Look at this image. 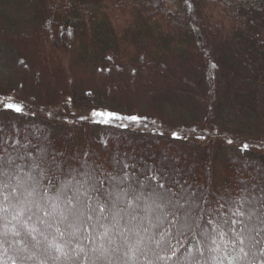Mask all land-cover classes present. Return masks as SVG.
Segmentation results:
<instances>
[{"label": "trees", "instance_id": "trees-1", "mask_svg": "<svg viewBox=\"0 0 264 264\" xmlns=\"http://www.w3.org/2000/svg\"><path fill=\"white\" fill-rule=\"evenodd\" d=\"M0 9V33L5 34L0 51L4 59L20 53L22 64L12 68L23 71L13 73L21 76L18 82L10 66L7 76L0 74V172H14L11 183H28L32 160L47 158L41 139H50L58 144L53 156L64 166L47 193L64 196L61 208L69 199L75 206L77 198L94 207L97 195L114 199L109 194L115 192L122 196L118 208L136 218L140 199L153 205L164 196L162 230L150 222L161 254L157 264H264L259 210L264 204V0H0ZM0 66L6 67L2 61ZM41 69L53 76L57 70L50 97L25 91L37 81L30 76ZM38 81L36 90L43 76ZM127 94L139 98L134 107L124 101ZM118 95L120 100L113 99ZM6 103L21 111L5 108ZM62 109L65 115L57 116ZM118 145L131 147L140 161L133 155L129 160L125 149H112ZM218 151L232 154L221 163L225 180L220 188L212 180V167L196 170ZM151 158L152 166L146 163ZM85 172L104 180L102 193L73 185L85 180ZM42 183L47 186V180ZM224 189L231 193L221 195ZM192 205L194 221L180 230L182 212ZM238 205L243 215L235 216ZM28 215L19 219L36 241L40 226ZM120 218L92 219L71 243L55 229L40 236L59 245L60 255L71 254L69 264H104L91 254V239L101 232V223L106 227L111 220L123 236ZM203 223L207 234L200 231ZM142 227L146 230L149 223ZM110 229L108 241L118 236ZM1 247L0 264H48ZM28 247L23 245L28 256L39 251ZM124 249L120 246L118 254Z\"/></svg>", "mask_w": 264, "mask_h": 264}, {"label": "rangeland", "instance_id": "rangeland-1", "mask_svg": "<svg viewBox=\"0 0 264 264\" xmlns=\"http://www.w3.org/2000/svg\"><path fill=\"white\" fill-rule=\"evenodd\" d=\"M0 11H2V9H0ZM3 12H4V10H3ZM12 16H13V14H12ZM12 16H7V17H5V19L11 18ZM0 35L5 36V34H2V32L0 33ZM17 53L14 52L12 54V56L8 55L9 57L4 59L3 52L0 51V65H1V61H2L3 65L6 66V67L0 66V74L1 75H6V72H8L7 69H9V68H7V66H10V73L13 75L12 78L15 77V74H13V73L23 72V71L19 70L20 68H18V69L12 68V66L13 65L16 66L17 63L22 64V62H20V59L22 56L18 57V54H20V53H18V54ZM30 60H32V59H30ZM35 69H37V68H35ZM56 71L53 72L54 76L51 74V71L48 69H41L37 73H36V71H34L35 76L34 75L30 76V80L33 79V77L37 78V81H36V83H37V82H39L38 81L39 75H40V77L43 76V85H39V87H36L38 89V90H36L34 87V85H36V83H31V85H29V87L25 88V91L35 92L37 94H40V96H42V97H44L45 95L47 97H50L52 95V89L54 88V82L56 80H59L57 78V75L55 74ZM18 76H19V78L21 77L20 75H18ZM0 78H2V77H0ZM19 78L17 79L15 77L14 79L15 80L17 79V82H18ZM172 91H174V90H172ZM102 93H104L105 96H108L107 90L102 91ZM113 99L120 100V96L118 95V96L114 97ZM124 99H125L124 101H126L127 103H129V104L131 103L133 107H134L133 104H135L137 101H139V98H136V100H134L131 94L125 95ZM108 100H110V99L108 98ZM23 101L21 104L24 105L26 103V106L24 105L25 107H31V109L36 108L35 104L32 103V101H34V99L32 101H27V100H23ZM112 103H116V102H112ZM154 105L157 108V104H154ZM65 111H66L65 109H62L59 114L58 113H55V114L57 116H64ZM85 112H87V110ZM72 113H74V112H72ZM18 125H19V123H18ZM17 128L20 130L22 129L19 126H17ZM117 135L118 136H116V138H118L120 136V139H121V137H122V139L126 137V136H121L120 134H117ZM41 140H42V146H45L43 148V151H42L44 157H47V158L52 157L53 151L58 150V148H54V147H57L58 144L55 142L54 145H52L53 141L51 142L50 139H46V138L41 139ZM49 141H50V145H49ZM146 143H148V142H146ZM118 146H120V147L114 146L112 149H115V148H117L119 150L121 149L120 151L125 149V151H129V153H130L128 155V158H130L133 155V156H136L140 161L141 155H136V153H134V151H131V149H132L131 147L123 146V145H118ZM66 150L68 151L69 148H67ZM69 153H70V151H69ZM43 155L41 153V156H43ZM226 155L230 156L232 154L230 152L218 151L217 153H215L214 156H212V159L211 158L208 159L207 164L204 163L202 167L198 166L196 168L197 172L200 171V173H202L201 171H203V169L209 170L212 167V170L215 173L214 177H212V180L214 181V183L216 184V186L218 188H220L221 184L224 183L223 181L225 180L223 178V172L221 171V169H222L221 163H222V161L226 160ZM145 156H146V154H144V159H145L144 161H146ZM198 157L200 158L201 155L198 154ZM131 158L129 160H131ZM129 160L127 159L126 162H128ZM148 161H150V162H148ZM178 161H179L178 159L175 160V164L177 166L179 165ZM200 161L201 162L204 161L203 158H201ZM146 163L151 164V166H152L155 164V161L153 160V158H151V159L147 160ZM255 178L259 182L258 176H256ZM26 180L28 181V183L25 185H30L31 182H30V180H28V177H26ZM76 184H78V183H73V185H76ZM12 185L15 186L16 184L12 183ZM78 187L80 188V186H78ZM174 187L176 188L177 186L175 185ZM166 189L168 190L169 188L166 187ZM179 189H180V187H178L176 189L177 192H175V193H178V195H180V193H181V192H178ZM8 191H10V190H8ZM189 192H190V194L193 193V191H191V189H189ZM230 193L231 192H227L226 189L220 191V194L223 196L228 195ZM7 194H8L7 191H0V209L8 207V209H10V211L8 210V212H10V214L12 213V215L9 214L7 217L6 212L0 210V226H1V224H4L7 222V224L12 226V228L10 229V226L0 228V234L2 235V240L0 241V246H2L1 247L2 250L12 252V254H14L15 256L17 255L18 257H25V259H33L35 256V257H37V261L41 260L43 262H47L48 264H69V262L73 259V256L71 254H69L67 252L66 254L61 253V255H60V253L56 250V246L54 245V243L51 242V240L48 237H46L47 238V241H46L45 240L46 238H42L40 236V235L49 236V235H51V233H49V231L54 230L56 227H60L61 225H63V224L58 223L59 216L56 215V220H54L53 215L52 216H45L43 212H40V213H37L36 215H33L34 222L39 224V226H40L38 232H36V234H38L39 239H36V241H34L35 238H32L31 235H29L26 226L24 224H22L24 222V220L23 219L14 220L12 218L13 215H15V213L12 211L11 207H9V201H4V199H3L4 195H7ZM18 194L19 193H17V195ZM47 194H48V196L54 197L53 195H51V193H47ZM217 196H218V193H217ZM61 197H64V196L62 195ZM159 197H160V195L156 197V200H155L156 202H154L153 205H150V203L148 202V199H146L145 197L143 199H140L139 200L140 203L138 204V208H136V211H137V217L136 218L131 217L130 212L126 211L123 207L120 208L121 209V212H120V216H121L120 219L121 220H120L119 226H120V228L123 227L120 230L121 234L123 236L119 235V231H117L116 227L112 224V220L108 221V224L106 227H101L102 233L100 232L96 236V238L91 239V242H90L91 246H92V247H90L91 254H93L95 256V258L100 257L98 260L103 261L104 264H157V258L156 257H158V259H159V256L161 254H158L159 251H158V249L155 248V246H156L155 244L157 243L156 242L157 240L153 236H151L152 226H151L150 222L152 221V223L154 224L153 228L156 227L158 232H160L162 230V227L165 224L164 223L165 221H162V219L165 216L164 212L166 210L160 216L161 209L156 208V205L162 204L161 199ZM214 198L217 199L216 196ZM163 201L165 202V200H163ZM10 202H11V204H16L15 200L12 201L10 199ZM59 203H61V202L59 201ZM75 203H76V201H75ZM4 204H5V206H3ZM154 206H155V211L153 209ZM192 206H193V208L192 207L190 208V206H189L188 208H185L184 211L182 212L183 213L181 216L182 218H181V221L178 225L180 230H185L186 227L188 228L189 226L192 225V222L194 220L191 217L193 215L192 211L194 210L195 205H192ZM16 207L19 208L20 205H16ZM92 207H93V205H92ZM259 210L260 211L263 210V209H261V204H260ZM133 212H134V210L132 211V213ZM91 214H92L93 220H94V218H96L98 213H91ZM37 216H39L40 219H43L46 223L41 224L40 220L37 219ZM24 217L27 218L28 216H24ZM90 221L85 220V222H83V223H80L79 221H77V225L79 226V228L81 230V228H84V226L86 224H90ZM140 221L142 223H139ZM130 222H132V228H131V225L129 224ZM48 223H51L53 225V227L52 228L46 227V224H48ZM145 223H149V227L146 230H143L142 226H145ZM133 224H135V225L138 224V226H137L138 228L137 227L134 228ZM203 226H204V223H203ZM105 228L108 229L107 234L112 231L110 228H113L114 229L113 230L114 235L118 234V236H116L114 239H110L108 241L107 234H105ZM144 231H145V233H147V235L144 234ZM200 231L202 234H207L208 230L204 226V227L200 228ZM5 234H7L6 238L3 237V236H5ZM77 234H79V233H77ZM124 236L127 239H125ZM3 241H4V243H3ZM74 241L78 242L77 239H75ZM19 242H21V243H19ZM151 243H152V245H151ZM23 245L25 247H27L26 249H30L28 246H33L36 249L39 248L38 249L39 251H38V253L36 252L35 254H29V256H28V255H26V251L24 250ZM37 246H38V248H37ZM120 246H123L126 249L121 250L118 254L117 251L120 249ZM124 251H126V254L124 255V257L122 259L120 254ZM21 254H24V256H21ZM207 255L208 254L205 253L204 258H205V256L207 258ZM88 256H90V254H88ZM192 258L190 259L191 262L193 261ZM85 264H93V262H92V260H89V263H85ZM207 264H211V262H209Z\"/></svg>", "mask_w": 264, "mask_h": 264}, {"label": "snow or ice", "instance_id": "snow-or-ice-1", "mask_svg": "<svg viewBox=\"0 0 264 264\" xmlns=\"http://www.w3.org/2000/svg\"><path fill=\"white\" fill-rule=\"evenodd\" d=\"M5 108L13 109L16 112H20L21 109L19 106L13 103H6ZM96 115H100L96 113ZM129 119L136 120V117H129ZM175 135V133L173 134ZM25 147V146H22ZM245 147H247L245 145ZM23 159V157H21ZM11 164V161L8 162ZM64 162L58 160L55 156L50 158H37L32 160L29 165L31 169V173L29 174L28 180L31 181L30 185L22 184L21 182H17L15 186L12 185L11 180L14 178V172H9L8 170H4L0 172V191H7L8 194L4 195V201H9V207H11L12 211L15 213L13 215V219H19L22 213H28V219L31 220L33 215L37 213L43 212L45 216H52L55 212L59 216L58 223L63 224L65 226V231H61L59 227L55 228V231L59 233L60 236H68V243H71L72 238L77 236V233L80 232V228L77 225V221L83 223L85 220H92L93 216L91 213H98L96 216V220L98 223L104 220H108L109 217L113 221H117V218L120 215L121 209L118 208V202L121 199L119 193H111L109 196H114V199H102L100 195L95 197V206H89L83 200L77 198L76 206L72 205L71 199L67 201V206L61 208L59 201L61 200V196L59 192L56 196H47L42 194L40 191L43 189V193H47L50 188H54L55 184L54 180L59 178V174L63 171ZM19 168V166H16ZM85 180L83 182L77 181L80 184V187L84 190V192H95L97 194L102 193L104 180L100 179L95 174H89L87 172L83 173ZM112 179H116L112 177ZM42 180H47V186L42 183ZM160 188H164L163 184L159 185ZM10 190V191H8ZM170 191V189L166 190ZM17 193H19L17 195ZM11 200H15L16 204H11ZM161 200H164V196L159 197ZM88 199L91 200L93 197L91 195L88 196ZM136 199H140L139 196ZM247 202V201H245ZM168 204H171V200L167 201ZM16 205H20L19 208ZM166 206V205H165ZM157 207L161 208V211L164 210L161 205H157ZM175 207V205H173ZM182 207V205H181ZM223 207V206H221ZM240 206L238 205V210L233 213L235 216L243 215V212L239 210ZM49 209L51 211H49ZM261 209H264V204L261 205ZM4 212H7L9 209L5 207L0 209ZM254 213L249 214V219L253 218ZM260 216L264 217V211L260 212ZM37 219L40 220L41 224H45L46 222L43 219H40L37 216ZM55 219V217H54ZM118 222V221H117ZM236 223L237 221H232ZM211 223V221H209ZM264 223V220H262ZM101 227L104 225L101 223ZM46 227L52 228L53 225L51 223L46 224ZM108 229L105 228V234H107ZM56 250L60 251V246L56 245ZM175 254V253H173ZM100 257H96L99 259ZM91 259V258H90Z\"/></svg>", "mask_w": 264, "mask_h": 264}]
</instances>
